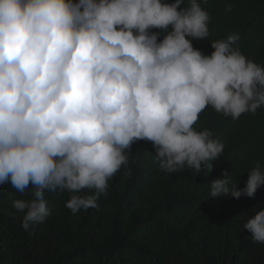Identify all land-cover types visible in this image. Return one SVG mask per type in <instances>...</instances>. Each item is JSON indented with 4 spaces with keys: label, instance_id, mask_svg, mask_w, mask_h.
I'll return each instance as SVG.
<instances>
[{
    "label": "trees",
    "instance_id": "1",
    "mask_svg": "<svg viewBox=\"0 0 264 264\" xmlns=\"http://www.w3.org/2000/svg\"><path fill=\"white\" fill-rule=\"evenodd\" d=\"M0 264H264V0H0Z\"/></svg>",
    "mask_w": 264,
    "mask_h": 264
}]
</instances>
